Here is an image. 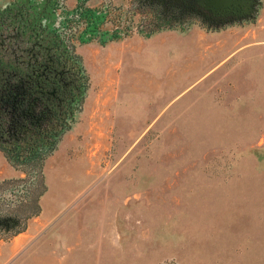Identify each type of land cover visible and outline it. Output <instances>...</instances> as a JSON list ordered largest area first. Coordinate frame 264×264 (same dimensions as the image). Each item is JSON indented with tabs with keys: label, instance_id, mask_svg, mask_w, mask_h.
<instances>
[{
	"label": "rangeland",
	"instance_id": "1",
	"mask_svg": "<svg viewBox=\"0 0 264 264\" xmlns=\"http://www.w3.org/2000/svg\"><path fill=\"white\" fill-rule=\"evenodd\" d=\"M26 3L77 34L80 8L104 12L93 34L118 39L78 43L88 91L42 172L0 152V216L19 221L0 264H264V0L170 28L161 0H0V16Z\"/></svg>",
	"mask_w": 264,
	"mask_h": 264
},
{
	"label": "trees",
	"instance_id": "2",
	"mask_svg": "<svg viewBox=\"0 0 264 264\" xmlns=\"http://www.w3.org/2000/svg\"><path fill=\"white\" fill-rule=\"evenodd\" d=\"M161 1V14L168 18L165 27L198 18L180 4ZM31 14L32 5L26 3L0 16V152L15 168L32 166L42 172L71 130L88 91L89 76L77 45L86 43L82 38L88 34L91 42L109 33L99 29L93 34L106 15L88 8H80L74 16L86 25L78 34L58 20L51 28L48 18ZM112 33L106 38L116 41L117 31ZM6 225L11 230L19 221L11 218Z\"/></svg>",
	"mask_w": 264,
	"mask_h": 264
},
{
	"label": "flooded vegetation",
	"instance_id": "3",
	"mask_svg": "<svg viewBox=\"0 0 264 264\" xmlns=\"http://www.w3.org/2000/svg\"><path fill=\"white\" fill-rule=\"evenodd\" d=\"M150 1V0H149ZM173 4H180L181 6L187 8L191 12L198 15V18L206 19L215 24L225 23L227 21L248 18L252 15L255 9L257 0H238V5H233L231 8L215 10L210 2L207 0H171ZM148 2L142 1V4H147ZM151 4V3H150ZM178 6V5H177ZM164 19L168 18L162 16L160 18V25L164 23ZM5 227L7 229L6 223H4L0 216V228ZM9 228V227H8Z\"/></svg>",
	"mask_w": 264,
	"mask_h": 264
},
{
	"label": "water",
	"instance_id": "4",
	"mask_svg": "<svg viewBox=\"0 0 264 264\" xmlns=\"http://www.w3.org/2000/svg\"><path fill=\"white\" fill-rule=\"evenodd\" d=\"M212 4L215 10L231 8L233 5H238V0H207Z\"/></svg>",
	"mask_w": 264,
	"mask_h": 264
}]
</instances>
